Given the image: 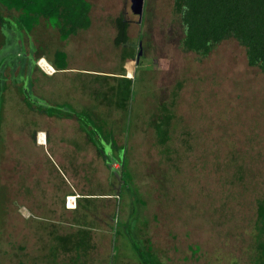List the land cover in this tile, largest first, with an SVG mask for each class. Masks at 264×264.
<instances>
[{"label": "rangeland", "instance_id": "rangeland-1", "mask_svg": "<svg viewBox=\"0 0 264 264\" xmlns=\"http://www.w3.org/2000/svg\"><path fill=\"white\" fill-rule=\"evenodd\" d=\"M87 1L90 38L68 41L71 72L49 78L30 59L57 46L63 52L65 40L43 20L19 35L14 12L0 6L12 25L0 24V264H139L146 255L153 264H254L264 75L233 39L205 56L182 50L173 0H143L139 18L129 0ZM118 16L128 23L127 41L114 46ZM74 43L84 52L71 50ZM103 72L131 77L124 109L106 91L111 80L97 76ZM160 102L172 113L163 144L149 125ZM60 114L96 132L110 168L83 144L77 123L62 131L69 120ZM37 131L79 137L84 176L65 168L58 143L37 142ZM69 193L76 207L67 209ZM80 229L85 250L68 252L55 237Z\"/></svg>", "mask_w": 264, "mask_h": 264}, {"label": "trees", "instance_id": "trees-1", "mask_svg": "<svg viewBox=\"0 0 264 264\" xmlns=\"http://www.w3.org/2000/svg\"><path fill=\"white\" fill-rule=\"evenodd\" d=\"M0 6L6 11L14 12L9 17L14 21V30L19 35L30 33L40 20L55 28L62 40L87 29L90 25V3L87 0H0ZM172 10L176 14L177 24L181 26L179 46L182 50L205 56L220 41L233 39L243 47L246 64L255 67L264 75V0H173ZM113 22L115 35L112 42L114 46H119L127 41L128 23L121 16L114 18ZM0 24L12 28V25L1 16ZM52 65L55 69L65 68L64 52L54 51ZM119 78L125 83L110 86L108 90L114 92L116 108L124 109L130 95V78ZM159 105V110L149 120V125L155 132L158 142L163 144L168 136L172 113L162 102ZM82 128L89 135L90 142L97 153L103 156L104 165L110 168V160L105 158L107 156L103 154L99 140L95 139L96 132L86 130L83 126ZM115 142L111 139L105 141L113 150L121 151L122 145L117 146ZM116 159L122 166L121 160ZM122 173L123 171H120V174ZM255 216L258 228L254 264H264V199L257 201ZM84 234L85 230L80 229L68 234L67 238V234L55 235V237L65 238L64 249L74 252L80 251L79 248L85 250L90 246L86 239L84 243L81 237ZM145 243L149 248V242L146 240ZM137 262L153 264L147 255L140 256Z\"/></svg>", "mask_w": 264, "mask_h": 264}, {"label": "crops", "instance_id": "crops-1", "mask_svg": "<svg viewBox=\"0 0 264 264\" xmlns=\"http://www.w3.org/2000/svg\"><path fill=\"white\" fill-rule=\"evenodd\" d=\"M90 26V25H89ZM88 26V28L87 29H85V30H82V31H78L77 33H75V34H72V35H69L66 39H63V40H65V42H64V44L66 45V48H64V54H65V62H66V65H65V68H62V69H55V67L52 65V62H53V53H54V51H56L57 50V48H58V46L57 47H54L53 49H52V51H50L49 52V55L46 57V58H44V56H42L40 53L39 54H37L38 56H35V58L34 57H31V59H30V64L33 66V68H35V69H37L38 70V72H40L39 74H40V76L42 77H45V78H49V77H51V76H54L55 74H60V75H62V74H66V73H70L71 72V69L72 68H70V66L68 65V54L70 53L69 52V47L67 46V42L69 41V42H71V40L73 41L74 39L73 38H79V39H81L82 38V40L80 41V42H83L84 40L83 39H88V38H90L88 35H86V32L90 29V27ZM55 28H53V30H54ZM114 30V29H113ZM55 31H56V29H55ZM82 32V33H81ZM56 33H57V38L58 39H60L59 38V36H58V32L56 31ZM112 34H114V31L112 32ZM102 34H100V33H97V34H95V36H101ZM114 37V36H113ZM62 40V39H61ZM60 40V41H61ZM113 40V39H112ZM63 42V41H62ZM83 45L84 44H79V45H77L76 43H74V46L75 47H71V50L72 49H79V50H81L82 48H83ZM96 47H94V49H95ZM82 51V50H81ZM82 52H84V51H82ZM132 56V55H131ZM123 58H127V57H125L124 55H123ZM37 59H44V61L47 63V65L48 66H51V68H52V72L51 73H46V72H44V70H45V68L46 67H42V69H40L38 66V68L37 67H35L36 65H35V61L37 60ZM127 59H131L130 57L129 58H127ZM47 69V68H46ZM47 71H48V69H47ZM95 74H96V72L95 71H93ZM104 74H99V75H97V76H103V77H105V78H107L108 80L110 79L111 80V82H112V84H109L108 85V87H110V86H115V85H117L118 83H125V81L124 80H122L121 78H119V77H126V78H131V77H128V75H126V74H119L118 72L116 73V72H103ZM37 86H38V84L36 85V88H37ZM108 87H107V85H106V91H107V89H108ZM110 91V90H109ZM111 92V91H110ZM111 94L112 95H114V92H111ZM58 117L60 118V119H64V120H66V119H68L69 121H61V122H65L64 124V126H62V131L63 132H66V133H68V132H70V130H71V128H69L68 126H67V124H68V122H70V120L71 121H73V123H74V125H75V123H77L78 124V126H79V129H80V132L75 128V126H74V128H75V130L83 137L82 138V140H83V144L84 145H86L85 144V141H87L88 143H89V145L91 144V142H90V138H89V135H87L86 133H85V131H84V129L82 128V125H80L76 120H75V117H73V116H71L70 114L68 115V114H60V115H58ZM75 120V121H74ZM85 129L86 130H88L86 127H85ZM38 132V134L39 133H41V134H43L42 135V137L41 138H43V139H41V140H37V142H39L40 144H46V142L48 141V140H50V141H52V142H55V143H58V145H56V148H57V150H58V152H57V154L60 156V158H64L65 160H64V165H65V168H67L68 170H69V172L73 175V176H75V177H79V176H81V175H83V173H84V170H82L81 169V167L82 166H80L79 164H81V163H83L84 162V160H77L75 157H77V155H79V157H80V159H82L83 157H82V152H83V146L82 145H80V144H76V142H78V141H80L79 140V137H75V136H64V137H57V136H54V137H48L47 135H44V133L42 132V131H37ZM36 132V133H37ZM107 132V131H106ZM71 135H74V134H71ZM38 138H39V136H38ZM49 138H52V139H49ZM78 139V140H77ZM95 139H97V138H95ZM106 141V140H105ZM91 146H92V144H91ZM59 148V149H58ZM86 152V151H85ZM79 153V154H78ZM99 154V153H98ZM100 155V154H99ZM74 166H76V168H74ZM76 169H78V171L76 172ZM91 172V171H90ZM76 175H78V176H76ZM85 175H89V174H85ZM84 176V175H83ZM77 194H67V195H65V196H69V197H74L73 198V200L75 201V196H76ZM64 196V197H65ZM106 196H108V195H106ZM68 197V198H69ZM68 198H67V201H68ZM73 201V205H71V207H69L68 205H66V207L65 208H67V209H69V208H72V207H76V204H75V202Z\"/></svg>", "mask_w": 264, "mask_h": 264}, {"label": "water", "instance_id": "water-1", "mask_svg": "<svg viewBox=\"0 0 264 264\" xmlns=\"http://www.w3.org/2000/svg\"><path fill=\"white\" fill-rule=\"evenodd\" d=\"M142 6H143V0H129V10L131 13L138 16V18L141 15L142 12ZM140 53V51H138Z\"/></svg>", "mask_w": 264, "mask_h": 264}, {"label": "bare ground", "instance_id": "bare-ground-1", "mask_svg": "<svg viewBox=\"0 0 264 264\" xmlns=\"http://www.w3.org/2000/svg\"><path fill=\"white\" fill-rule=\"evenodd\" d=\"M39 63H42V67H45V66H46V68L49 70L48 65H47V63L44 61V59H40V62H39ZM49 67L51 68V66H49ZM46 68H45V69H46ZM42 135H43V134H41V133L38 134V136H39V140L43 139V138H41ZM73 198H74V197H69V198H68L67 205H68L69 207H71V205H73V201H74ZM74 202H75V201H74Z\"/></svg>", "mask_w": 264, "mask_h": 264}, {"label": "built area", "instance_id": "built-area-1", "mask_svg": "<svg viewBox=\"0 0 264 264\" xmlns=\"http://www.w3.org/2000/svg\"><path fill=\"white\" fill-rule=\"evenodd\" d=\"M38 64V66L42 69V66L39 64V63H37ZM46 67V66H45ZM48 68H49V70L47 71V69H45L44 70V72H46V73H51L52 72V68H50L49 66H48ZM69 196H65V206L67 205V198H68Z\"/></svg>", "mask_w": 264, "mask_h": 264}, {"label": "clouds", "instance_id": "clouds-1", "mask_svg": "<svg viewBox=\"0 0 264 264\" xmlns=\"http://www.w3.org/2000/svg\"><path fill=\"white\" fill-rule=\"evenodd\" d=\"M39 61H40V59H38V61H37V63H39ZM37 66H38V64H37ZM39 67V66H38ZM40 68V67H39ZM41 69V68H40Z\"/></svg>", "mask_w": 264, "mask_h": 264}]
</instances>
